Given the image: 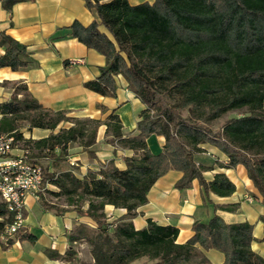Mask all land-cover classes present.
<instances>
[{"label":"trees","instance_id":"obj_1","mask_svg":"<svg viewBox=\"0 0 264 264\" xmlns=\"http://www.w3.org/2000/svg\"><path fill=\"white\" fill-rule=\"evenodd\" d=\"M19 1L25 0H4L3 5L10 8ZM84 2L95 18L86 26L73 22L71 35L106 60L97 76L84 86L100 95L113 96L115 77L120 74L144 107L134 135H122L115 109L106 114L107 132L132 151L124 159V168L108 161L83 178L69 170L51 173L48 182L58 190L54 193L64 194L68 204H73L74 198L87 201L86 209L77 212L90 219L93 226L79 225L69 241L87 242L94 264H131L141 257H147L149 264H212L201 249L222 252V264H264V258L251 248L253 225L247 221L228 223L214 213L206 222L195 221L193 234L184 243L176 242L178 229L173 225L147 219L144 228L135 229L131 222L138 207L146 202L150 187L169 170L182 172L175 183L179 189L197 179L205 199L210 193L228 196L235 190L223 173L215 174L210 181L204 178V166L195 161L194 155L203 151L201 145L206 143L225 154L226 162H219V166H244L264 206V0H153L135 5L127 0ZM0 45L4 48L0 67L15 70L27 65L26 45L3 32ZM244 107L246 114L225 120L217 132L208 127L223 114ZM184 110L188 115H182ZM24 113H32L30 128L51 131L62 121L74 120L65 111L43 107L27 92L0 102V115L10 122L6 131H16L20 139L14 122ZM88 122L91 129L86 127ZM98 123L77 122L42 139H23V143L40 154L58 148L60 155L68 143L79 142L91 154L88 148L94 142ZM151 134L164 137L160 152L149 150L147 137ZM39 202L55 214L65 210L47 203L42 196ZM106 204L124 208L125 213L107 220ZM0 216L4 217L1 233L10 220L1 201ZM261 221L264 243V217ZM14 237L35 239L25 226ZM45 253L51 259L65 260L72 251L61 255L45 249Z\"/></svg>","mask_w":264,"mask_h":264},{"label":"crops","instance_id":"obj_2","mask_svg":"<svg viewBox=\"0 0 264 264\" xmlns=\"http://www.w3.org/2000/svg\"><path fill=\"white\" fill-rule=\"evenodd\" d=\"M3 1L0 0V33L26 45L29 55L24 67L15 70L8 66L0 67V102L8 101L14 95L20 98L27 92L45 108L65 111L74 119L99 121L94 142L88 148L92 150L91 154L79 142H70L65 150L67 153L63 155L65 160L46 156L35 157V160L46 162L50 171L69 170L79 178L89 171H98L100 165L108 161L124 168V159L132 151L114 141L111 131L107 132L106 114L115 109L122 135H134L137 133L139 112L144 105L128 89L120 74L115 77L117 88L113 96L100 95L84 86L86 81L97 76L106 60L101 53L71 35L69 27L75 21L88 25L95 18L93 12L86 7L84 0H25L14 3L10 8H5ZM127 1L131 5L153 2ZM100 28L104 30L102 26ZM3 52L4 48L0 45V54ZM99 105L107 110L102 111ZM9 124L8 118L2 119L0 115V132H7ZM60 126L68 128L69 125ZM57 130L32 127L28 133L21 132V140L42 139ZM163 144V136L151 134L147 137V146L152 153L160 152ZM201 147L203 151L196 153L194 159L204 166V178L210 181L215 174L223 173L234 184L235 190L228 196L210 193L205 199L197 179H193L189 187L179 189L175 183L182 172L169 170L157 178L148 190L146 202L138 207V214L131 219L134 228H144L147 219L161 225H173L178 229L176 242L184 243L193 234L192 224L195 221L206 222L216 213L228 223H251L254 238L251 248L264 258V243L261 240L264 206L244 166L221 167L218 163L226 162L225 154L211 144ZM58 150L55 148V151ZM232 204H236L233 209L226 208ZM104 212L107 220H116L125 213V209L106 204ZM24 215V226L35 239L15 240L13 237L6 247L0 239V264H63V260L49 258L45 249L63 255L73 248L69 235L79 225L93 226L90 219L74 210L61 214L45 210L39 200L30 195L25 198ZM3 218L0 216V221ZM201 251L212 264L224 261V254L218 250Z\"/></svg>","mask_w":264,"mask_h":264},{"label":"built area","instance_id":"obj_3","mask_svg":"<svg viewBox=\"0 0 264 264\" xmlns=\"http://www.w3.org/2000/svg\"><path fill=\"white\" fill-rule=\"evenodd\" d=\"M15 132H0V201L10 216L0 233L5 245L24 227L26 196L38 199L44 191L43 170Z\"/></svg>","mask_w":264,"mask_h":264},{"label":"rangeland","instance_id":"obj_4","mask_svg":"<svg viewBox=\"0 0 264 264\" xmlns=\"http://www.w3.org/2000/svg\"><path fill=\"white\" fill-rule=\"evenodd\" d=\"M247 108H240V109H236V110H232L229 111L225 114H223L221 117H219L218 119H215L211 122H209L207 125L208 127L213 131V132H217L218 129L221 127V125L223 124V122L231 117H236V116H240L243 114H246ZM183 116L188 115V111L184 110L182 112ZM32 116V113H24V114H20L15 118V127L17 132H25L28 133L29 130H31V128L29 127L30 125V118ZM83 121H87V119L85 118H76L72 121H62L58 124V127L56 128V130L60 129L61 126L60 125H66L68 127H70V124L73 125L74 123L77 122H83ZM67 122V124H66ZM86 127L87 129H91L92 128V123L88 122L86 123ZM60 126V127H59ZM57 130V131H58ZM207 144V143H206ZM31 149V155L33 158L35 157H41L42 155L48 158H54L57 159L58 157L61 158V160H65V158L63 157V155H65L67 152L63 151L61 155H59V150L57 151H53V153H49L46 152L44 154H40L37 153V151L32 147V145L30 146ZM38 161V160H36ZM43 161H46L45 159ZM43 170L44 173V178H43V186L45 189V191H43L42 193H40V196H42V198L50 204L59 206L61 208H64V211L67 210H74L75 213L79 214L77 212L78 209H83L85 210L87 207V201L84 199H79V198H74V202L73 204H68V200L67 197L64 194H60L57 195L56 193H54V191H58L56 188L52 187L51 184L48 182L51 173H53V171H50L48 169V164L46 162H38ZM39 196V197H40ZM39 200V198H38ZM80 215V214H79ZM71 245L73 246V248L71 249L72 254L67 255V259L63 260V264H94V260L91 256L90 253V248L87 242L83 241V240H78L77 242L71 243ZM151 261L148 260L147 257H141L135 261H133L131 264H149Z\"/></svg>","mask_w":264,"mask_h":264}]
</instances>
